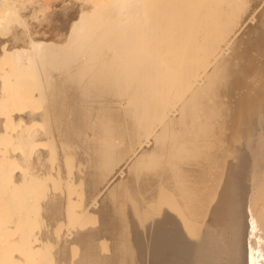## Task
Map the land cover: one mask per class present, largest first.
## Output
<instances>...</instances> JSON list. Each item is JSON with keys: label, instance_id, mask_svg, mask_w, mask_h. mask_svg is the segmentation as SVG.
Here are the masks:
<instances>
[{"label": "bare ground", "instance_id": "bare-ground-1", "mask_svg": "<svg viewBox=\"0 0 264 264\" xmlns=\"http://www.w3.org/2000/svg\"><path fill=\"white\" fill-rule=\"evenodd\" d=\"M136 193L145 264H264V0H0V264H135Z\"/></svg>", "mask_w": 264, "mask_h": 264}, {"label": "rangeland", "instance_id": "rangeland-1", "mask_svg": "<svg viewBox=\"0 0 264 264\" xmlns=\"http://www.w3.org/2000/svg\"><path fill=\"white\" fill-rule=\"evenodd\" d=\"M185 147H186V146H185ZM162 154H163V153H162ZM162 154H161V155H162ZM163 155H164V154H163ZM163 155H162L161 157H162L163 159H164V158L166 159V157H165V156L163 157ZM168 156H170V155H168ZM170 157H171V156H170ZM170 157H168L167 159H170ZM171 158H172V157H171ZM165 159H164V161L166 162ZM160 161H163V160H160ZM164 161L161 162V165L163 164V166H162V168H161V171L159 172L160 175L156 176L157 179H158V177L160 178V179H158V185L161 184V182H160V184H159V181H162L161 179H163V175H162L161 173H162L163 171H164L163 174L165 173V166H164V165H165L166 163H165ZM164 163H165V164H164ZM163 167H164V168H163ZM166 167H167V165H166ZM138 168H139V170H140V167H138ZM138 168H137V169H138ZM163 169H164V170H163ZM131 170L133 171V169H131ZM162 170H163V171H162ZM132 171H131V172H132ZM131 172L128 173V174H130L131 176H129V175H128V176H129L131 179H133V176H134V180H131V179L128 177V178H129V179H128V185H129V187H131L130 185L133 184V185H132L133 187H131V189H132V191H133V188H134V191L131 192V190H130V188H129V191H130V192H128V195H130L129 193L133 194V193H135L137 190H139V191H137V192H138L140 195L143 196V193H144V192L142 191L141 188H139L140 185L138 184V186H137L138 188L134 186V185L137 184V180H138V178H137L136 180H135V178L138 177V175H137V173L134 172V173L136 174V176H135L134 173H133V172L131 173ZM132 175H133V176H132ZM160 176H161V177H160ZM208 177H210V176H208ZM129 180L133 181V183H131ZM154 181H155V179H154ZM156 181H157V180H156ZM156 181L153 182V184L155 183L154 185H157ZM134 182H136V183H134ZM138 183H139V181H138ZM153 184H151V186H150L151 188H149V191H148V192H150V190H152V191L155 193V194H154V197L157 198V197H156V195H158V192H157L158 190H157V189H159L160 187H158V185H157V187L155 186V187H156V188H155ZM152 185H153V187H152ZM136 188H137V189H136ZM135 189H136V190H135ZM140 189H141V190H140ZM153 189H154V190H153ZM140 191H142V192H140ZM152 191L150 192L152 196H150V195L148 196V194H150V193H147V192L144 193V194H145V195H144L145 197H144V196H143V197H142V196H139V194L136 193L137 195L135 194V196H134V197L136 198V200H133L134 198H132V197H133V195H132V196H131L132 200H131V198H130V199L127 198V199H129V201H125V202H126V205H125L124 207L126 208V207L129 206V204H131L130 202H132V205H135V206H136V205L139 204V203H137V202H142L143 200H145V201L142 202L143 204L140 203V204H142L141 206H140V204L138 205V206H140V207H139L140 209H141V207H142V209H141L142 211L138 208V206H137L138 209H136V207H134V206L132 207V205L129 206L130 208L128 207L129 212H130V211L135 212V213H134V216L132 215V214H133L132 212H130V214L132 213L131 215H130L129 213H127V212H128V209L126 210V212H125V210H124V218H125V220H126L125 223L128 222V221H130V220H132V219H133V222H134V223L132 222L133 225H134L135 223H138V222H137V219H139V222H140L139 225H138V224H135V226L138 225V227L136 226V227L138 228V229H136V230H135V228H136L135 226L132 225V226L130 227V222H131V221L128 222V223H126V224H127L126 229H128V228L130 229V230L128 229V232L132 231L133 229H134V230H133L134 233H136V231H137V234H134L133 231H132V233H133L134 235H133V234H130L131 232L128 234V236L130 235V236H129V240H130V241H129V243H130V248L132 249L133 252H134V250H135V252H136V253L134 252L135 254L133 253V256L136 255V256H134V257H137V258H134V259L137 260V261L135 260V261H136L135 264H141V262H142V264H145V261H146V258H144V257H146V255H145L146 253H142V252L145 251V249L142 250V248L145 247V245H143L144 242H145V241H144L145 238H143V237L145 236V228L143 229L144 225H143V223H141V222H142L141 218H142L143 220H146V219H144V218H146V217H150V216L153 217V213H154V211H155V210H154V209H155V207H154L155 205H154V206H153V205L151 206V203H148V202H147V200H149V202H153L152 204H154V203L156 202V201H155L156 199L153 197V192H152ZM146 193H147V194H146ZM138 196H139V197H142L143 200L140 198V199H138L139 201H137V198H139ZM146 196H147V197H146ZM127 197H128V196H127ZM151 197H152V198H151ZM144 198H145V199H144ZM147 198H148V199H147ZM149 198H150V199H149ZM151 199H152V200H151ZM150 200H151V201H150ZM133 201H134V202H133ZM135 201H136V202H135ZM154 201H155V202H154ZM144 202H145V204H144ZM127 203H129V204H127ZM147 203H148V205L150 204V206H147V205H146ZM144 206H147V208H145ZM124 207H123V208H124ZM131 207H132V209H131ZM150 207L153 208V211H152V209H151V210L149 209L150 212L147 211V212L145 213V211H146L148 208H150ZM143 208H144V210H145L144 212H143ZM133 209H136V210H133ZM140 211H141V212H140ZM139 212H140L142 215H141ZM142 212H143V213H142ZM152 212H153V213H152ZM126 214H129L128 216H129V217L131 216L130 218H132V219L128 220L129 217L126 216ZM136 214H137V215L140 214V216H143L144 218H143V217H140V216H139V218H138ZM143 214H144L145 216H144ZM146 214H147V215H146ZM148 215H150V216H148ZM135 217H136L137 219H135ZM152 217H150V218L153 220ZM134 219H135L136 222L134 221ZM151 219H149V218L147 219L148 221L150 220V221H149V224H148L147 221H145V222L143 221L144 224H145V226H150V225L152 224V223H151V221H152ZM146 222H147V223H146ZM128 224H129V226H128ZM141 224H142V225H141ZM139 226H140V227H139ZM142 226H143V227H142ZM133 227H134V228H133ZM141 227H142V228H141ZM131 228H133V229H131ZM140 228L143 229V230H139ZM138 231H140L139 234H138ZM117 232H118V233H117V241H118V243L122 246L123 243H125V242L127 241V239H126V234H125V232H124V228H122V227L119 228V227H118V228H117ZM141 232H144V233H142V235H144L143 237H142V235H141ZM132 236H133V238L135 237L137 240H135V238H134V240L136 241V243H135V241H132L134 244H133V246L131 247V245H132L131 240H133V239H132ZM138 236H140V237H142V238H139ZM130 237H131V238H130ZM138 238H139V239H143V242L140 243L141 240H139ZM139 241H140V242H139ZM136 244H138V245H136ZM141 244H142L144 247H143V246L141 247ZM134 245L137 246L136 249H135L136 246H134ZM140 247H141V250H137V249H140ZM137 252H139V253H137ZM141 253H142V254H141ZM137 254H140V255H139L140 257L137 256ZM141 255H142V256H141ZM144 255H145V256H144ZM138 257L140 258L139 260H138Z\"/></svg>", "mask_w": 264, "mask_h": 264}]
</instances>
